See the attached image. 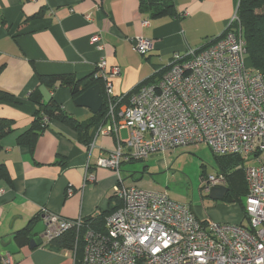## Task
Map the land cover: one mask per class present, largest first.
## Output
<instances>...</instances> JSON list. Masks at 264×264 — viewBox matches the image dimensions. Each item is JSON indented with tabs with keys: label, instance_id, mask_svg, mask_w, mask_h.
<instances>
[{
	"label": "crops",
	"instance_id": "1",
	"mask_svg": "<svg viewBox=\"0 0 264 264\" xmlns=\"http://www.w3.org/2000/svg\"><path fill=\"white\" fill-rule=\"evenodd\" d=\"M172 2V14L153 16L140 0H0V89L20 101H0V119L13 122L0 140V166L6 170L0 171V264L7 256L14 264H75L69 250H56L44 242L31 248L30 242L18 244L13 235L44 207L69 219L105 211L119 182L116 171L98 166L97 161L125 141L126 129L98 134L97 125L87 143L72 127L52 120L33 145L22 141L21 134L34 118L36 106L29 95L40 85L39 75L82 78L105 58L109 66L121 68L112 81L115 94H127L167 67L175 52L186 53L220 36L239 0ZM96 33L103 37V50L90 41ZM134 37L150 39L152 50L141 54L131 41ZM41 93L44 100L54 98L80 121L94 115L75 104L69 87L52 91L42 86ZM130 163L122 166V180L124 166ZM88 171L94 173L93 180L87 178ZM183 203L202 220L246 222L237 202L209 197L202 205Z\"/></svg>",
	"mask_w": 264,
	"mask_h": 264
},
{
	"label": "built area",
	"instance_id": "2",
	"mask_svg": "<svg viewBox=\"0 0 264 264\" xmlns=\"http://www.w3.org/2000/svg\"><path fill=\"white\" fill-rule=\"evenodd\" d=\"M216 38L205 48L175 52L158 79L127 98L113 89L120 66H109L105 58L96 65L94 77L103 81L107 106L98 134L126 129L128 136L97 161L118 174L114 193L121 205L107 216L103 231L88 227L82 233L81 264H264V70L247 64L237 11ZM90 41L104 49L100 33ZM131 41L141 54L153 48L148 38ZM44 121L51 122L47 116ZM199 143L216 156L243 159L248 224L202 220L191 205L166 192L124 185V163ZM87 178L93 180L94 173L88 171ZM220 185H227L223 173L204 178L207 192ZM40 216L44 244L70 229L77 230V240L81 236L84 217L65 218L45 207ZM75 250H69L74 261ZM4 262L14 264L11 256Z\"/></svg>",
	"mask_w": 264,
	"mask_h": 264
},
{
	"label": "trees",
	"instance_id": "3",
	"mask_svg": "<svg viewBox=\"0 0 264 264\" xmlns=\"http://www.w3.org/2000/svg\"><path fill=\"white\" fill-rule=\"evenodd\" d=\"M140 3L141 6L147 11H150L153 16H163L173 13L172 0H140ZM237 16L239 19L240 27L242 29L244 40L246 42L247 64L251 67H254L255 69L264 70V0H239ZM216 39L217 38H214L212 41L207 42L201 48L209 46ZM167 68L168 67H165L154 73L151 77L142 82L136 89H138L142 85L149 84L158 79L161 74L165 70H167ZM94 74L95 72H92L91 75L82 78H77L69 74L39 75L40 85L29 95V99L36 106L34 118L30 128H28L21 134L22 141L33 145L36 138L46 128L49 127L50 123H45L44 121L45 116H47L50 118V121L59 120L72 127L78 132L80 139L88 143L91 139V129L96 127L106 119V98L102 109L97 114H94L89 120L84 122L80 121L75 116L68 114L54 98L51 97L48 101L44 100L43 94L41 93V87L44 86L51 88L52 91H55L58 87L61 86L69 87L75 99L89 87L95 84H100L104 94L103 81L100 78H95ZM135 90L127 93L125 98H127V96ZM0 101L9 103L20 102L16 98V96L3 89H0ZM12 123L13 122L10 119H0V140L11 130ZM218 158H221V169L219 170V173H223L227 176V186L230 188L224 200L228 202H237L241 204L242 208H244L245 210V203L243 201V198L247 194V183L244 170L242 171L238 169V167L243 169V159L238 155L218 156ZM232 170H234V172ZM0 171L2 172L1 174L5 173V167L0 166ZM235 173H241L240 178L244 182V187L240 191L235 188V184L232 179ZM120 205V198L115 193H113V196L110 198V206L107 210L98 212L88 217H84V227L81 229V236L78 238V240L77 230L70 229L63 235L53 239L51 242L45 245H48L49 247L56 250L76 249L75 264H81L84 256L85 246V241L83 240L82 233H84L88 227L93 228L97 231H103L105 229V221L107 216L114 213L120 207ZM40 220V215L32 218L24 228L14 233V240L18 244H28L30 242V235L34 227ZM76 245L77 248H75Z\"/></svg>",
	"mask_w": 264,
	"mask_h": 264
},
{
	"label": "rangeland",
	"instance_id": "4",
	"mask_svg": "<svg viewBox=\"0 0 264 264\" xmlns=\"http://www.w3.org/2000/svg\"><path fill=\"white\" fill-rule=\"evenodd\" d=\"M220 161L221 158L205 143L177 147L126 164L123 183L125 186L135 184L146 190L166 192L177 201L202 205L209 198V193H205L204 178L219 173ZM238 169L243 171L240 167ZM240 177L241 173L232 177L238 191L244 187ZM243 201L246 202L245 197ZM242 211L245 213L244 208ZM211 221L218 222L215 219ZM245 224H248L247 220Z\"/></svg>",
	"mask_w": 264,
	"mask_h": 264
},
{
	"label": "water",
	"instance_id": "5",
	"mask_svg": "<svg viewBox=\"0 0 264 264\" xmlns=\"http://www.w3.org/2000/svg\"><path fill=\"white\" fill-rule=\"evenodd\" d=\"M75 104L79 107H87L94 114H97L104 105V94L100 84H95L85 90L74 100ZM230 188L227 185L212 186L209 191V197L215 200H223ZM45 223L40 220L34 227L30 235V247L35 248L42 244L40 233L44 230ZM32 236V237H31ZM4 246H7L4 243Z\"/></svg>",
	"mask_w": 264,
	"mask_h": 264
}]
</instances>
